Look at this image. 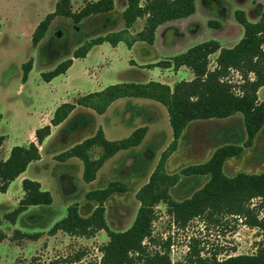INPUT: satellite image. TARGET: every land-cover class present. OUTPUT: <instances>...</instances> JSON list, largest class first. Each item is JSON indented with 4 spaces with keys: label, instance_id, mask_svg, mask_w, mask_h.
<instances>
[{
    "label": "rangeland",
    "instance_id": "rangeland-1",
    "mask_svg": "<svg viewBox=\"0 0 264 264\" xmlns=\"http://www.w3.org/2000/svg\"><path fill=\"white\" fill-rule=\"evenodd\" d=\"M91 1L94 0H71L72 12L77 13ZM57 2L58 0H0V135L8 137L1 148V159H6L7 151L16 144H27L32 140L30 134L37 124L33 119L35 114L39 117V123L48 121L56 104L75 103L78 96L90 89V83L99 87L110 82L143 83L151 77L150 72L129 67L125 59L132 58L139 64H153L166 56L180 55L191 47L210 40L220 41L222 48H231L243 36L242 27L235 22L234 12H247L249 22L254 23L255 9L259 2L264 4L263 0H195L193 15L161 25L156 43L148 53L142 51V48H148L144 44H138V49L131 53L122 45L115 55L105 53L102 60L96 62V49L86 62L77 61L68 76L57 77L55 83L47 85L41 79L42 73L52 71L59 64L72 59L73 52L84 43L119 31V24L122 25L119 2L109 17L94 16L84 19L78 25L69 18L56 17L45 37L35 48L32 47L34 29L48 14L54 12ZM250 10L254 12L251 13ZM210 23H217L219 27ZM143 24L144 19L138 20L130 32L136 34ZM217 55L209 58L210 70L215 67ZM28 61L32 62V67L28 80L24 83L22 66ZM107 61L111 62L109 69L105 64ZM82 66L87 70L84 77L81 74ZM152 75L155 77L154 73ZM167 78L174 86L185 80L186 75L181 73L176 76L170 72ZM231 80L236 83L240 78L232 74ZM55 90L62 92L61 95L54 99L52 105L44 107V103L51 99L50 92ZM263 97L264 91H261V100ZM145 102L147 101L142 99H122L105 116L91 111L92 115H85L79 111L66 125L54 129L52 137L41 149L42 159L30 164L24 174L26 179L44 185L52 196L53 204L31 208L18 222V229L31 232L29 235L42 231L39 234L41 238L30 240L23 237L12 231V223L5 219L19 202L21 187L16 181L11 184L9 195L0 197V237L3 231L11 230L12 232H8L9 239L12 244L19 246V251L17 250L15 257V249L10 252L6 243L0 250V261L2 259L5 262L6 257L10 261L12 257V262L7 264H49L53 261L67 264V260L81 255L80 261L75 264H100L99 248L108 240L105 232H97L90 239L66 234L52 239L49 238L48 229L66 216L65 208L71 204L81 205L85 215L87 204L94 205L85 200V194L103 189L114 181L125 184L127 192L114 194L105 203L107 224L117 232L125 231L131 226L139 208L135 194L148 181L162 151L172 139L166 110L154 103L162 112L152 124L151 137L142 146L117 153L103 166L97 180L91 185L82 180V165L79 160L60 163L55 161V156L78 144L98 125L105 129L109 141L129 137L145 117L135 115L134 109L144 106ZM189 125L180 139V152L166 163L168 174H177L183 168L204 163L218 147L242 145L246 139L240 114L222 120L194 121ZM155 132L158 134L157 139L153 135ZM99 153V149L94 150L93 156L98 157ZM223 170L228 177H234L238 173L259 174L264 170V127L256 136L253 146L245 149L239 157L228 159ZM206 180L182 176L170 190V195L175 201H183L200 189ZM259 202L254 200L251 208H258V219L264 224V206L259 207ZM83 215L82 217H86ZM156 215L152 236L163 241L170 237V258L173 262L184 259L193 241H196L203 257L215 254L220 260L230 256L253 255L259 247L264 246V231L244 225L241 218L222 217L214 223L198 218L189 222L185 228H177L167 215L165 205L160 204L156 208ZM31 218H38L39 225L28 227L27 223Z\"/></svg>",
    "mask_w": 264,
    "mask_h": 264
},
{
    "label": "trees",
    "instance_id": "trees-1",
    "mask_svg": "<svg viewBox=\"0 0 264 264\" xmlns=\"http://www.w3.org/2000/svg\"><path fill=\"white\" fill-rule=\"evenodd\" d=\"M122 12L123 29L94 38L73 52L72 59H82L95 46L108 43L112 47L124 43L131 48L137 42L153 45L155 33L161 25L188 18L195 12V0H125ZM264 1V0H263ZM114 10V0L87 2L77 13L71 10V0H58L53 13L48 14L34 29L32 47H36L45 37L51 22L56 17L69 18L78 25L84 19L110 13ZM258 21L252 23L243 11H235V22L242 27L243 36L232 48H222L215 40L195 45L172 59L157 62L148 67L177 71L181 67L193 74L191 81H180L172 88L158 82L147 84L120 83L106 87L100 92L88 94L74 104L60 105L53 113L50 124L34 132L35 142L28 146H15L6 159L0 157V194L6 193L9 185L22 175L31 163L40 160L39 146L50 136L51 128L63 123L76 107H83L103 115L115 101L125 98L148 99L166 109L172 141L161 153L158 163L148 181L137 191L135 198L139 208L131 226L122 232L109 228L105 213V203L114 194L127 192L121 182H110L105 188L85 194V200L95 204L87 217L79 214L77 203L68 206L66 216L49 230L52 236L61 232L71 237L90 239L97 232H105L108 240L99 248L100 264H264V246L253 255L230 256L218 259L216 255L203 257L196 241H193L182 261L173 262L170 258V237L164 241L152 236L153 223L157 217L156 208L163 204L172 224L185 228L194 219L204 218L208 222H218L222 217L241 218L244 225L264 231V224L258 219V208H251L254 200L264 206V170L259 174L238 173L234 177L224 174L225 162L239 157L245 149L253 146L257 134L264 127V100H258V91L264 86V8H256ZM144 19L142 29L136 34L130 32L133 25ZM219 27L217 23H210ZM1 32V26H0ZM218 54L215 67L209 69V58ZM69 59L52 71L41 74L43 82L48 83L64 74L71 66ZM32 62L23 64L22 80L25 83ZM236 74L239 81L233 83L231 75ZM235 114L243 118L246 139L242 145L218 147L204 163L183 168L177 174H168L166 163L176 152L182 133L194 121L227 119ZM147 132L145 127L118 141H108L101 129L65 152L55 156L58 162L76 158L83 165L82 179L85 183L95 180L103 164L120 151L139 146ZM4 137L0 136V155ZM94 149H99L97 158ZM206 176V183L189 198L175 201L170 190L180 178ZM23 197L17 207L5 216L14 224L17 217L29 207L49 206L52 196L41 190L38 182L23 179ZM20 234L19 232H16ZM30 240H37L39 234H20ZM81 255L67 260V264L79 262ZM35 264V263H29ZM49 264H60L53 261Z\"/></svg>",
    "mask_w": 264,
    "mask_h": 264
},
{
    "label": "crops",
    "instance_id": "crops-1",
    "mask_svg": "<svg viewBox=\"0 0 264 264\" xmlns=\"http://www.w3.org/2000/svg\"><path fill=\"white\" fill-rule=\"evenodd\" d=\"M94 1H96V0H94ZM119 2V4H120V8H121V12H120V14L122 15V12L124 11V9L126 8V1L125 0H114V10L112 11V12H110V13H107V14H102V15H108L107 17H109L115 10H116V8H117V3ZM263 6H264V4L262 3V2H259V4H258V6L257 7H261V9L263 8ZM256 10V9H255ZM251 11V13H253L254 12V10H250ZM244 12V11H243ZM245 14H246V17H247V19L249 20V15H248V13L247 12H244ZM255 13H256V11H255ZM95 16H99V15H95ZM256 21H258V15H257V13H256ZM91 17H94V16H90V17H88V18H91ZM88 18H86V19H88ZM107 21V20H106ZM255 21V22H256ZM121 27V28H120ZM161 27V26H160ZM160 27H158V29L156 30V33H155V40H154V43H153V45H151V46H149V45H147V44H145V43H143V42H137V43H135L131 48H127L126 47V45L124 44V43H119L117 46H115V47H112L110 44H108V43H103V44H101V45H97V46H95V47H93L88 53H87V55L84 57V58H82V59H72V64H71V66H70V68L64 73V74H62V75H60V76H58V77H61V78H65L66 76H68L69 75V73L72 71V69H74V67H75V64L77 63V61H81V62H86L87 61V59H88V57L90 56V54L94 51V50H96L97 49V53H96V55H95V61L97 62V61H99V60H102V58L104 57V54L105 53H107V55L109 54V53H111L112 55H115L120 49H121V47H122V45L127 49V51L129 52V53H131V52H133V51H135L136 49H138V44H144V45H146L148 48H142V51L144 52V53H148L149 51H150V49L151 48H153L154 47V45H155V43H156V40H157V35H158V31H159V29H160ZM119 31L120 30H122L123 29V21H122V25L121 24H119ZM239 30V32L241 33V30L240 29H238ZM117 31V30H116ZM115 32V31H114ZM111 33V32H110ZM106 35V34H105ZM104 36V35H103ZM241 39V38H240ZM239 39V40H240ZM238 40V41H239ZM219 44H220V41H217ZM238 42H236V44H237ZM221 46V45H220ZM233 47V46H232ZM231 47V48H232ZM228 49V48H227ZM217 54V53H216ZM173 57H175V56H166V57H164L162 60H160V61H165V60H168V59H170V58H173ZM125 61L126 62H128V64H129V67H131V68H136L137 70H139V71H147V72H150V76L151 77H149L148 79H147V81H145V82H143V83H136V84H147V83H149V82H158V83H161V84H165V85H167V86H169L170 88H172V86H173V83H170L169 82V79L167 78V76H168V74L171 72V73H173L174 75L176 74V76L177 75H180L181 73H183V74H185L186 75V79L185 80H183V81H191L192 79H193V74H192V72L189 70V69H187V68H185V67H181L180 69H178L177 71H174L173 70V72H172V68H169V69H161V68H157V67H148V66H151V65H153V64H155V63H153V64H139V63H137L136 61H134L132 58H127V59H125ZM160 61H158V62H160ZM131 62H133V63H131ZM101 63V62H100ZM157 63V62H156ZM105 64H106V68L107 69H109V67L111 66V62H109V61H107V62H105ZM82 68V76L84 77L85 76V72L87 71L83 66L81 67ZM84 68V69H83ZM90 73V72H89ZM154 73V76L155 77H152L153 74ZM57 79V77L56 78H54L52 81H50V82H48V83H46L47 85H51L52 83H55V80ZM27 80H28V77H27ZM26 80V81H27ZM154 80H157V81H154ZM91 81V80H90ZM45 83V82H44ZM62 84H64V82L62 81L61 82ZM115 84H120V83H114V82H110V83H105V85H100V87H99V85H97V84H94V83H90V85H89V87H90V89L85 93V94H83V95H80V96H78L77 97V99H79V98H81V97H83V96H86V95H88V94H92V93H96V92H100V91H102L103 89H105L106 87H108V86H111V85H115ZM261 91H264V86L262 87V88H260L259 89V91H258V100L259 101H262V100H264V97L262 98V100H261V98H260V93H261ZM51 93V99L48 101V102H46V103H44V107H49L50 105H52L53 103H54V99H56V97H58V96H60L61 95V93L62 92H59V91H52V92H50ZM76 99V100H77ZM125 99H138V98H125ZM75 100V101H76ZM120 100H122V99H119V100H117V101H115V102H113L109 107H108V109L106 110V112L103 114V115H99V116H105L107 113H108V111L114 106V105H116V103L118 102V101H120ZM142 100H144V101H147V102H145V104H144V106H142V107H138V108H135L134 109V114L135 115H137V116H141V117H143V116H145L144 117V119L142 118V120L140 121V126L139 127H137L136 129H138V128H143V127H145L146 129H147V132H146V134H145V136H144V139L142 140V142H141V144L139 145V146H142L145 142H146V140L148 139V138H150L151 137V135H152V124H153V122H155L157 119L156 118H158V116L160 115V113L162 112V110H159L160 108H158V106H156V104H154V103H156V102H154V101H151V100H148V99H142ZM65 103H69V104H74V103H72V102H62V104H65ZM62 104H56L55 105V107H54V109L52 110V115H53V113H54V111L60 106V105H62ZM158 104V103H157ZM160 105V104H159ZM163 107V106H162ZM164 108V107H163ZM166 110V109H165ZM81 112V113H83V114H85V115H92L91 113H90V111L91 112H93V113H95L94 111H92V110H90V109H86V108H83V107H76L75 109H74V111L69 115V117L63 122V123H61L60 125H58L57 127H52L51 128V134H50V136L43 142V144L41 145V146H39L38 148H39V153H41V149H42V147L45 145V143L52 137V135H53V133H54V129H60L61 127H63L64 125H66L71 119H72V117L77 113V112ZM167 113V112H166ZM96 114V113H95ZM36 116L33 118L36 122H37V124H36V126L34 127V129L31 131V137H32V140H30L27 144H16V146H28L30 143H34L35 142V137H34V132H35V130H37V129H39V128H41V127H44V126H46V125H49L50 124V120L52 119V117L48 120V121H46V122H43V123H39L40 122V120H39V117H38V115L37 114H35ZM31 117H33V116H31ZM167 120H168V115H167ZM0 121H1V119H0ZM168 124H169V121H168ZM76 126V124L74 123V127ZM190 125H188L187 127H189ZM186 127V128H187ZM98 129H101L102 131H103V133H104V135H105V138L107 137V135H106V132H105V129L102 127V125H98V127L96 126L94 129H92L91 130V133L89 134V135H87V136H85V137H83L80 141H79V143L80 142H82L83 140H85V139H87V138H89V137H92L95 133H96V131L98 130ZM136 129H134L133 131H135ZM132 131V132H133ZM184 132H185V130H184ZM183 132V133H184ZM183 133H182V136H183ZM259 134V133H258ZM257 134V135H258ZM154 136H155V139H157V137H158V134H157V132H155L154 134H153ZM1 136V135H0ZM182 136L180 137V139L182 138ZM3 137H4V142H3V146L5 145V143H6V140L8 139V137L6 136V135H3ZM107 139V138H106ZM118 140H121V139H117V140H114V141H118ZM109 141V140H108ZM171 141H172V139H171ZM112 142V141H111ZM171 143V142H170ZM169 143V144H170ZM168 144V145H169ZM167 145V146H168ZM2 146V147H3ZM139 146H137V147H139ZM181 143H180V140H179V143H178V148H177V150H176V152H174V154L171 156V157H174V156H176L179 152H180V149H181ZM15 147V146H14ZM13 148V147H12ZM11 148V149H12ZM136 148V147H135ZM167 148V147H166ZM165 148V149H166ZM11 149H9L8 151H7V157H8V155H9V153H10V150ZM131 149H133V148H131ZM164 149V150H165ZM94 150H97V149H94ZM130 150V149H129ZM163 150V151H164ZM127 151V150H126ZM162 151V152H163ZM99 152H100V150H99ZM121 152V151H120ZM119 153V152H118ZM117 154H115L112 158H114L115 156H116ZM57 156V155H56ZM6 157V158H7ZM170 157V158H171ZM95 158H97V157H95ZM112 158H110V159H112ZM169 158V159H170ZM42 159V157H41V155H40V160ZM73 159H76V158H72V159H68L67 161H65V162H69V161H72ZM109 159V160H110ZM39 160V161H40ZM78 160V159H77ZM108 160V161H109ZM39 161H36V162H39ZM56 161V160H55ZM108 161H106L104 164H103V166L108 162ZM58 162V161H57ZM81 162V161H80ZM35 163V162H34ZM60 163H64V162H60ZM32 164V163H31ZM78 165V164H77ZM81 165H82V163H81ZM103 166L99 169V171L97 172V175H96V178H95V180L94 181H92L91 183H87V184H93L96 180H97V177H98V175H99V172L101 171V169H103ZM29 167V166H28ZM224 171V170H223ZM26 172V171H25ZM25 172L22 174V175H20L16 180H14L12 183H15L16 181L19 183V185H20V187H21V182L23 181V179H26L25 178V176H24V174H25ZM82 174H83V165H82ZM225 174V173H224ZM194 177H200V178H203V179H208L206 176H194ZM228 177V176H227ZM83 180V179H82ZM207 181V180H206ZM11 183V184H12ZM11 184L9 185V187H8V189H7V191H6V193H4V194H0V197H6V196H8L9 194H8V192H9V188H10V186H11ZM40 184V187H41V190H43V191H47V192H49L45 187H44V185L42 184V183H39ZM90 192V191H89ZM23 197V192H22V190L20 191V193H19V199H18V201L21 199ZM52 204H53V199H52ZM88 206H86V209L84 210V212H85V215H83V213H82V206L81 205H79L78 204V206H79V214L82 216H89L90 214H91V212L94 210V208H95V204L94 205H91V204H87ZM50 206V205H49ZM17 207V205L15 204V206H14V208H13V210L15 209ZM35 207H39V206H34V207H29L26 211H24L22 214H20L18 217H17V219H16V221H15V223L14 224H11L12 225V231H14V232H19L20 234H27V235H29V233L31 234V232H22V231H20L19 229H18V222H19V219H20V217L22 216V215H25L26 213H28L29 211H30V209L31 208H35ZM67 208H68V206L65 208V211H67ZM55 223H57V222H55ZM54 223V224H55ZM29 224V225H28ZM53 224V225H54ZM39 225V221H38V218H31L30 219V222L29 223H27V226L28 227H35V226H38ZM51 229V228H50ZM50 229H48V231L50 230ZM11 230H9L8 232H10ZM11 231V232H12ZM7 231H3L2 233H3V235L0 237V250H1V248L3 247V246H5L6 245V243L8 244V248H9V250H11L10 252H12V249H15V257L17 256V254H18V252H17V250L19 251V246H17V245H14V244H12V242L10 241V235H9V233H8ZM42 231H36L35 233H37V234H40ZM63 235H65V234H63V233H61V232H57L56 234H54V235H52V236H50L49 235V238H52V239H55L56 237H58V236H63ZM41 237L39 236V238L38 239H40ZM37 239V240H38ZM1 252V251H0ZM6 257V256H5ZM4 257V258H5ZM5 262H3V260L1 259V261H0V263L1 264H7V263H11L12 262V257H10V261L7 259V257L5 258Z\"/></svg>",
    "mask_w": 264,
    "mask_h": 264
}]
</instances>
